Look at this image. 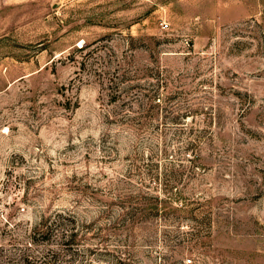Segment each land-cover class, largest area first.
Instances as JSON below:
<instances>
[{"label":"rangeland","instance_id":"rangeland-1","mask_svg":"<svg viewBox=\"0 0 264 264\" xmlns=\"http://www.w3.org/2000/svg\"><path fill=\"white\" fill-rule=\"evenodd\" d=\"M47 256L264 264V0H0V264Z\"/></svg>","mask_w":264,"mask_h":264},{"label":"trees","instance_id":"trees-1","mask_svg":"<svg viewBox=\"0 0 264 264\" xmlns=\"http://www.w3.org/2000/svg\"><path fill=\"white\" fill-rule=\"evenodd\" d=\"M52 228L49 226V223H45V226L43 227L42 231L39 230V233H42L45 240H50L49 238V234H51ZM78 232L77 231H69L67 233L62 234L61 237V244H63V246L65 247V249H70V247H72L74 244L78 243L76 241V236H77ZM33 239H36L35 234L33 233L32 235ZM19 258L22 259V262L24 261V263H27L28 261H31L30 259H28L29 257H31V254L28 252H24L22 254L18 253ZM53 256V254L51 255ZM45 258H49V259H45L43 260L44 264H48L50 262V256H47Z\"/></svg>","mask_w":264,"mask_h":264},{"label":"built area","instance_id":"built-area-1","mask_svg":"<svg viewBox=\"0 0 264 264\" xmlns=\"http://www.w3.org/2000/svg\"><path fill=\"white\" fill-rule=\"evenodd\" d=\"M163 25L167 26V25H168L167 21H165V22L163 23Z\"/></svg>","mask_w":264,"mask_h":264}]
</instances>
